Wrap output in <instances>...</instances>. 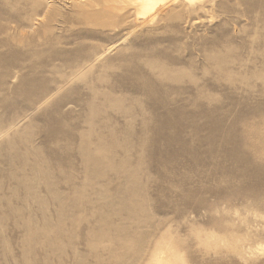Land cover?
I'll use <instances>...</instances> for the list:
<instances>
[{"label":"rangeland","instance_id":"obj_1","mask_svg":"<svg viewBox=\"0 0 264 264\" xmlns=\"http://www.w3.org/2000/svg\"><path fill=\"white\" fill-rule=\"evenodd\" d=\"M90 1L0 0V264H264V0Z\"/></svg>","mask_w":264,"mask_h":264},{"label":"bare ground","instance_id":"obj_2","mask_svg":"<svg viewBox=\"0 0 264 264\" xmlns=\"http://www.w3.org/2000/svg\"><path fill=\"white\" fill-rule=\"evenodd\" d=\"M100 0H91L88 4V8H84L85 12H89L90 9L89 8H94ZM139 1V0H138ZM156 1L158 0H141V7L139 9V13L138 14H146L150 11L151 8L154 7ZM175 0H171L170 2H174ZM49 6V5H47Z\"/></svg>","mask_w":264,"mask_h":264}]
</instances>
